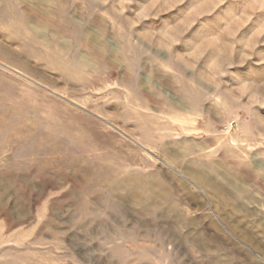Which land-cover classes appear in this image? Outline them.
Here are the masks:
<instances>
[{
	"label": "rangeland",
	"instance_id": "374dc122",
	"mask_svg": "<svg viewBox=\"0 0 264 264\" xmlns=\"http://www.w3.org/2000/svg\"><path fill=\"white\" fill-rule=\"evenodd\" d=\"M0 264H264V0H0Z\"/></svg>",
	"mask_w": 264,
	"mask_h": 264
},
{
	"label": "built area",
	"instance_id": "2783aa9c",
	"mask_svg": "<svg viewBox=\"0 0 264 264\" xmlns=\"http://www.w3.org/2000/svg\"><path fill=\"white\" fill-rule=\"evenodd\" d=\"M233 124H230V127H232Z\"/></svg>",
	"mask_w": 264,
	"mask_h": 264
}]
</instances>
